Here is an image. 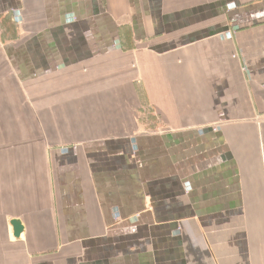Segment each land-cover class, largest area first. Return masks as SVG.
I'll use <instances>...</instances> for the list:
<instances>
[{
  "label": "crops",
  "instance_id": "crops-1",
  "mask_svg": "<svg viewBox=\"0 0 264 264\" xmlns=\"http://www.w3.org/2000/svg\"><path fill=\"white\" fill-rule=\"evenodd\" d=\"M0 264H264V0H0Z\"/></svg>",
  "mask_w": 264,
  "mask_h": 264
},
{
  "label": "water",
  "instance_id": "water-1",
  "mask_svg": "<svg viewBox=\"0 0 264 264\" xmlns=\"http://www.w3.org/2000/svg\"><path fill=\"white\" fill-rule=\"evenodd\" d=\"M11 225L13 227L14 237L20 238L25 232V227L23 225L22 220L18 218H14L11 220Z\"/></svg>",
  "mask_w": 264,
  "mask_h": 264
},
{
  "label": "built area",
  "instance_id": "built-area-1",
  "mask_svg": "<svg viewBox=\"0 0 264 264\" xmlns=\"http://www.w3.org/2000/svg\"><path fill=\"white\" fill-rule=\"evenodd\" d=\"M133 143H134V145H135V147H136V144H135V143H136V141H135V139H133ZM188 188H189V186H188Z\"/></svg>",
  "mask_w": 264,
  "mask_h": 264
}]
</instances>
